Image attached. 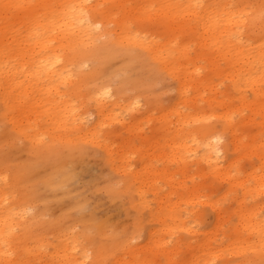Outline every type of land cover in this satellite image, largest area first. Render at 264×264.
Here are the masks:
<instances>
[{
    "label": "bare ground",
    "instance_id": "6f19581e",
    "mask_svg": "<svg viewBox=\"0 0 264 264\" xmlns=\"http://www.w3.org/2000/svg\"><path fill=\"white\" fill-rule=\"evenodd\" d=\"M36 1L41 7L30 5L24 13L29 22L26 53L8 57L7 48L0 51L3 71L0 102L5 87L19 91L24 97L31 87L37 93L34 109L49 111L50 124L65 132L51 135L52 145L45 143L46 137H41L44 135L43 121L39 120L41 112L36 111L29 147L35 157H42L43 164L21 163L12 180L0 173V264L19 262L21 256L14 248V236L25 221L36 222L39 241L46 239L48 230L57 231L59 244L55 246V254L66 264L76 263L72 250L80 248L82 238L95 246L102 259L111 252L110 246L102 241H109L113 250L129 245L133 233L127 225L120 226L121 222L113 218L96 217L87 198L74 193L80 180L79 167L86 160V148L101 144V140L95 126H85V117L71 103V97L82 96L85 88L99 112L101 127L109 123L126 128L129 124L126 115L138 107L147 81L158 77L149 63L155 64L158 73L177 81L178 101L159 117L158 131L165 142L157 154L147 153L142 170L150 174L154 162L172 163L176 165V174L184 177L193 173L191 177L205 182L208 178L225 182L223 199L240 191L235 200L236 222L231 224L227 235L230 240L227 247L231 248L225 250L244 253L248 246L241 232L252 234L256 236L252 247L254 258L243 264H264V217L260 218V207L252 204L255 194L264 195V0ZM143 17L154 21L153 34L144 30ZM9 30L0 28V34ZM180 33L185 40L180 39ZM17 61L19 67L12 66ZM201 61L208 64L203 74L200 73L203 66L198 65ZM21 76L29 80L28 84L21 81ZM116 77L119 82L114 87L112 80ZM216 80L231 85L221 92ZM128 89L136 93L129 97L128 105L120 108V99ZM5 115L0 109V118ZM170 116H175L176 121ZM192 123L199 124L194 127ZM130 125L135 127L136 120ZM247 125L251 127L245 129ZM253 129L254 132L246 134ZM58 140L63 142L62 147L55 145ZM108 140L109 137L102 145L106 151L111 147ZM259 141L263 148L260 153L255 151ZM190 158L198 166L196 170L189 169ZM105 161L111 164V156ZM3 165L6 166L5 161L0 159V168ZM42 165L47 167L44 174L37 172ZM123 172L127 178L107 180V193L115 202L123 204L125 200L127 208L136 212L133 227L137 232L151 219L159 222L164 235L174 236L178 231L193 235L196 241L183 242L191 252L186 264H212L202 259L209 256L216 260L222 255L224 249L210 246L214 233L202 227L205 214L195 213L193 222L186 224L169 205L167 217L173 223L165 224L166 218L150 208L146 185L135 187L139 176ZM168 175L174 177L175 173ZM23 179L29 190L22 196L16 189L7 193L2 188L9 182L12 188H19ZM183 182L180 181L179 187L188 189L193 200L205 198L201 203L222 211L210 195L201 194V189L183 187ZM39 184L45 187L44 191H39ZM47 192L62 195L61 203L57 204L65 203L63 210L68 209L53 220L45 219L55 205ZM163 205V200H157L159 210ZM31 209L36 212L28 217ZM224 222L231 223L217 213L214 228L219 229ZM162 236L157 230H149L154 247L164 245ZM181 245L177 244L173 251H163L170 259L168 264H184L171 260V254H179Z\"/></svg>",
    "mask_w": 264,
    "mask_h": 264
},
{
    "label": "rangeland",
    "instance_id": "374dc122",
    "mask_svg": "<svg viewBox=\"0 0 264 264\" xmlns=\"http://www.w3.org/2000/svg\"><path fill=\"white\" fill-rule=\"evenodd\" d=\"M134 1H132L133 3ZM30 5H37L41 7L40 2L36 0H0V28L8 27L10 29L5 34H0V51L5 48L8 57L20 55L26 53L25 44L27 43L28 34V18L24 19V14ZM143 28L147 33L153 34L154 21H147V17H143ZM133 24V23H132ZM137 23L134 22V26ZM180 39L185 40V36L179 34ZM3 44H6L3 46ZM1 55H3L1 53ZM21 61V60H20ZM14 62L12 66L19 67L18 63ZM153 64V63H152ZM149 65L152 67L151 71L156 72L158 77L155 81H151L147 84L143 90L142 97L139 99V105L136 109L126 115V120L129 122L126 128H121L113 124L105 123L101 127L99 125V112L95 104L90 101L87 90L83 89L82 96H72L71 103L78 108V112L85 117L86 127H96L97 138L101 140V144H93L86 148L85 162L80 165V180L79 183L74 186V193L87 198V201L92 204L94 214L100 219L113 218L115 221H120L121 225H127L131 235L129 238V245L124 248L117 247L116 250L112 249V244L109 241H102L104 245H109L111 252L100 258L95 252V246L83 238L80 240V248L72 250L74 253L72 257L76 260L75 264H168L170 259H167L164 250L173 251L177 244H182L179 248V254L174 252L171 254L173 261L179 263H188L190 251L183 245L184 241L194 242L196 239L193 235L184 233L182 231L176 232L174 236L164 235L160 232L161 225L156 220H149L148 223L141 229L136 231L134 229V220L137 217L136 212L133 209L127 208L125 200L115 202L107 193V180L112 178L113 180H119L127 178L123 170L127 173L131 172L133 176H139L138 183L135 187L146 185L148 189L147 199L150 203V208L154 213H160L162 218H166L165 224H172V218L167 217L169 215L170 208H175V215L182 219L186 224L193 222L192 218L196 213L197 216L205 214L203 216V224L207 231L214 233V239L211 241L210 246L221 250V256L214 260L213 258L206 256L202 261H210L212 264H243L246 259L252 260L254 257V249L256 236L241 232L242 237L246 240L248 250L244 253H233L227 247L228 240L227 235L232 223L236 222V197L240 195L238 193L229 194L226 199H223V195L226 194L227 185L223 181L208 178L207 181L198 178L197 176L191 177L193 173L187 174L184 177L182 174H176V165L172 163L154 162L152 171L150 174L142 170L143 165L146 162L147 153H158V149L164 145V138L159 135V117L162 115L163 110L170 108L178 101V89L177 81L171 77L166 76L164 73H158L155 64ZM199 66H203L200 73H206L208 64L205 61L198 62ZM89 67L86 66V71ZM3 71L0 70V80L2 78ZM23 74V73H21ZM24 84H28L29 80L24 76L20 77ZM119 78L116 77L112 80L113 86H117ZM216 84L220 85V91L224 92L230 82L224 80H216ZM92 84L88 85L91 86ZM4 99L0 102V109L6 114L0 118V159H4L5 165L0 168V173L6 176L9 180H12V175L19 170L21 163L39 162L38 165L43 164L40 161L42 157H35L34 153L30 152L29 133L36 122V111L41 112L39 120L43 121L41 137H46L45 143L50 142L51 135H60L65 131L58 127L52 126L49 121L50 112L43 113L41 109L35 110L36 92L29 89L27 97L20 95L19 91L7 88L3 89ZM136 93L133 89H128L126 95L121 100L120 108H124L129 104L130 96H134ZM223 94V93H222ZM235 94V93H234ZM210 95V94H208ZM238 96L237 94H235ZM249 97L252 96L248 93ZM192 103V102H191ZM83 105V106H82ZM34 109V110H33ZM118 112L123 110H117ZM245 114L247 111H242ZM236 120L239 116H235ZM170 119L176 121L175 116H170ZM256 121H260L259 117H256ZM136 120V126L133 127L130 124ZM199 123H192L195 127ZM251 125H247L245 129L250 128ZM86 132V130H82ZM255 129L246 134H251ZM48 133V134H47ZM109 137L108 143L111 144L109 149L104 150L103 141ZM55 145L58 147L63 146V142L58 140ZM107 142V141H106ZM160 142V144H158ZM262 143L257 144L256 152H262ZM111 156L112 163L109 164L105 160ZM189 169L196 170L198 166H194L195 162L193 158L188 160ZM46 166L39 167L37 172L44 174ZM167 171V173H164ZM43 172V173H42ZM175 173L174 177L168 174ZM193 178V180H192ZM180 181L183 182V187H188L193 190H200L201 194L210 195L213 202H217L222 211L211 208L208 204H203V199H192L188 189H182L179 187ZM205 182V184H204ZM211 182V183H209ZM25 180L23 179L19 188H12L11 182L2 187L7 193H12L14 189L17 190V194L22 196L24 192H27L28 184L25 186ZM39 191H44L45 187L39 184ZM205 187V188H203ZM211 190V191H210ZM49 200L52 204H55L50 211V214L45 216L46 220H53L59 216L60 213L68 209L63 210L61 203L62 195L58 193L47 192ZM157 200H163L164 205L162 209H158ZM252 204H256L260 207L258 213L260 218L264 217V195H254ZM2 207L0 208V212ZM36 212V209L29 210L28 217L32 216ZM217 213H221L225 217V220L231 221L226 225L224 222L219 229L214 228ZM149 219V213L146 214V221ZM35 221H25V224L16 229L14 236V248L19 252L21 258L19 262L15 264H66L65 261L56 256V248L58 246V233L54 229L48 230L46 239L39 241L35 232ZM191 226L194 224L191 223ZM25 233V238H22V234ZM134 229V230H133ZM150 229L157 230L164 239V245H160V248L154 247L149 240L148 233ZM81 231V229H79ZM133 231V232H132ZM202 232V231H201ZM20 235V236H19ZM20 237V238H18ZM190 238V239H189ZM180 241V242H179ZM248 241V242H247ZM23 242L26 245H23ZM71 250V249H70ZM261 251V250H259ZM102 259V261H101Z\"/></svg>",
    "mask_w": 264,
    "mask_h": 264
}]
</instances>
